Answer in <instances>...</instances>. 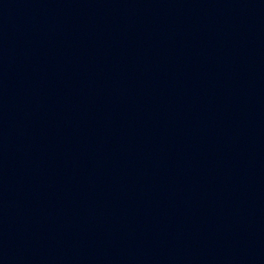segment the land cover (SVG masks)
I'll return each instance as SVG.
<instances>
[{
  "label": "water",
  "instance_id": "1",
  "mask_svg": "<svg viewBox=\"0 0 264 264\" xmlns=\"http://www.w3.org/2000/svg\"><path fill=\"white\" fill-rule=\"evenodd\" d=\"M0 264H264V0H0Z\"/></svg>",
  "mask_w": 264,
  "mask_h": 264
}]
</instances>
